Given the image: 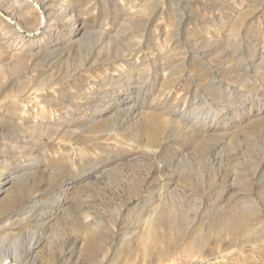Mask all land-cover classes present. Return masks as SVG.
Wrapping results in <instances>:
<instances>
[{"label": "rangeland", "instance_id": "obj_1", "mask_svg": "<svg viewBox=\"0 0 264 264\" xmlns=\"http://www.w3.org/2000/svg\"><path fill=\"white\" fill-rule=\"evenodd\" d=\"M2 186L0 264H264V0H0Z\"/></svg>", "mask_w": 264, "mask_h": 264}, {"label": "bare ground", "instance_id": "obj_2", "mask_svg": "<svg viewBox=\"0 0 264 264\" xmlns=\"http://www.w3.org/2000/svg\"><path fill=\"white\" fill-rule=\"evenodd\" d=\"M56 53V50H49V51H45L44 52V54H46L48 57L50 56H54V54ZM52 66H53V62H51L50 63ZM48 65V64H47ZM168 124V123H167ZM26 162L27 161H25V164L24 165H26ZM12 182V179L11 180H9V182L8 183H11ZM0 192H5V190H4V186H2V187H0ZM263 211V210H262ZM261 211V212H262ZM252 213V212H251ZM263 213V212H262ZM253 214V213H252ZM253 216V215H252ZM230 220H231V218H230ZM221 222V221H220ZM230 221L229 220H226V223H225V225L224 226H228ZM231 226V225H230ZM226 228V227H225ZM228 228V227H227ZM228 230V229H227ZM226 230V231H227ZM149 234H151V233H149ZM37 244V247H38V243H36ZM36 244H32L31 245V249H33L34 247H35V245ZM198 246V245H197ZM229 246V245H228ZM203 247V246H202ZM201 247V248H202ZM221 248H222V246H221ZM189 252H188V254H189V256H190V258H191V260L193 261V262H196V261H199V260H204V259H211L212 257L211 256H206L205 255V252H204V250L203 249H201V250H197V247H195V246H192V247H190L189 248V250H188ZM222 254H223V252H221ZM227 257V255L225 254L224 256H222V258L224 259V258H226ZM218 258V257H217ZM6 260V259H5ZM16 260H18V259H16ZM19 261V260H18ZM17 261V262H18ZM16 262V261H15ZM192 262V263H193ZM6 263H8V262H6ZM5 264V263H4Z\"/></svg>", "mask_w": 264, "mask_h": 264}]
</instances>
